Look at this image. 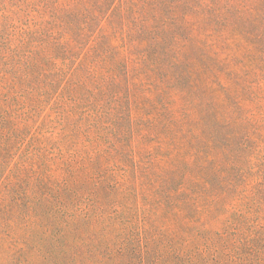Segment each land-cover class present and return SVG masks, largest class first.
<instances>
[{
  "label": "trees",
  "instance_id": "trees-1",
  "mask_svg": "<svg viewBox=\"0 0 264 264\" xmlns=\"http://www.w3.org/2000/svg\"><path fill=\"white\" fill-rule=\"evenodd\" d=\"M219 3L0 0V264H264L262 134L191 119Z\"/></svg>",
  "mask_w": 264,
  "mask_h": 264
},
{
  "label": "rangeland",
  "instance_id": "rangeland-1",
  "mask_svg": "<svg viewBox=\"0 0 264 264\" xmlns=\"http://www.w3.org/2000/svg\"><path fill=\"white\" fill-rule=\"evenodd\" d=\"M236 1L238 10L235 7L224 6L223 13H217L216 8L224 5L219 3L196 14L200 20L197 29L204 39L201 47L194 46L198 44L197 42L192 44L193 50L202 53L206 58V64L210 67H204L203 80L206 79L207 88L196 91L197 94L202 95L203 103L201 108H192L191 119L199 122L204 118L203 116L207 117L206 131L211 134L212 113L217 112L220 118L219 139H217L219 151L224 150L223 134L232 130L233 123L250 128L253 137H255L253 132L261 133L260 140H252L249 143L252 144V153H249V150L247 153L250 154L254 167H257L253 170H264V9L261 7L262 0H254L255 5L251 12L242 8L244 4L249 5L251 0ZM257 17L261 21H252ZM212 53L216 54L218 63L210 64ZM213 74H217V77ZM207 137L211 146L212 138L209 135ZM243 137L244 134H239L232 139L242 142ZM236 154L237 150L233 148L232 155ZM105 224L102 218L95 216L88 234H93L94 230L99 237L101 233L116 234L109 225L105 227ZM81 227L79 223V228ZM113 236L114 234L107 235L110 239ZM84 241L87 242L88 247H82L81 245L85 243H80L76 250H94L98 246L99 239L87 235ZM103 242H106L105 236ZM101 250H122V248L111 243L109 248L101 247Z\"/></svg>",
  "mask_w": 264,
  "mask_h": 264
}]
</instances>
